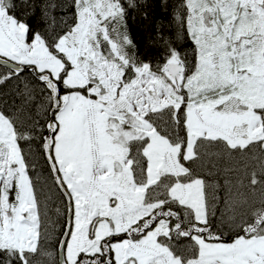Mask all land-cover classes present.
<instances>
[{"label": "snow or ice", "instance_id": "snow-or-ice-1", "mask_svg": "<svg viewBox=\"0 0 264 264\" xmlns=\"http://www.w3.org/2000/svg\"><path fill=\"white\" fill-rule=\"evenodd\" d=\"M0 264H264V0H0Z\"/></svg>", "mask_w": 264, "mask_h": 264}, {"label": "trees", "instance_id": "trees-1", "mask_svg": "<svg viewBox=\"0 0 264 264\" xmlns=\"http://www.w3.org/2000/svg\"><path fill=\"white\" fill-rule=\"evenodd\" d=\"M131 27H132V30H133L134 34L139 39L140 38V33L143 31V28L141 27L139 20L132 21L131 22Z\"/></svg>", "mask_w": 264, "mask_h": 264}]
</instances>
